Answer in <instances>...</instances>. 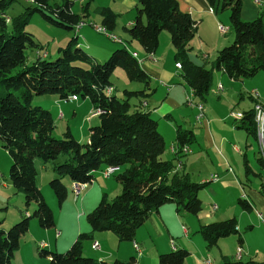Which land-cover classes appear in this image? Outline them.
I'll list each match as a JSON object with an SVG mask.
<instances>
[{"label": "trees", "instance_id": "trees-1", "mask_svg": "<svg viewBox=\"0 0 264 264\" xmlns=\"http://www.w3.org/2000/svg\"><path fill=\"white\" fill-rule=\"evenodd\" d=\"M13 1L0 0V139L11 157L10 182L23 193L25 204L34 202L35 207L32 213L26 210L21 213L7 229L0 227V264H11L21 237L29 229L31 217H36L42 227L54 225L53 210L36 183V158L46 166L51 161L56 176L48 183L59 205L68 194L62 176L67 175L73 183L80 185V182L91 181L95 169H103L109 164L118 168L123 166L115 175L121 190L111 199L103 193L98 203L87 212L86 220L91 230L78 232L64 251L38 248L39 254L48 258V264H137L133 256L107 261L85 255L84 241L92 238L94 230H110L121 240H132L136 229L166 202L175 203L177 211L197 214L203 206L198 192L207 181L192 180L187 172L175 170V159H179L183 148L194 140V131L179 125L175 133L176 153L171 158L162 157L164 135L151 110L143 107L149 94L146 89L150 74L125 45L115 47L105 60L99 61L79 45L75 34L65 45L58 47L54 59L36 55L31 63H27L25 48H42L35 42L33 34L25 30L31 16L39 13L47 24L71 30L86 18L90 0L84 2L81 14L72 10V0H62L58 4L49 0H27L31 4L12 19V29L9 30L5 9ZM137 2V15L126 28L130 37L143 51L152 53L159 45L161 31L166 30L175 50L174 61L180 63L182 77L200 101H204L209 92L214 69H222L233 79L264 71L262 13L254 19L242 20V0L221 2L222 9L230 10L229 22L234 37L230 44L218 49L210 67L189 57V42L197 32V22L190 13L180 9L177 0ZM206 2L215 13L218 12L216 6L220 0ZM94 12L101 18L100 26L111 33L116 14L107 6H97ZM116 66L122 67L130 80L143 82L144 88H125L122 97L108 91L109 88L114 90L110 76ZM43 93L56 94L61 99H69L68 96L74 93L77 98L90 99L92 108L98 111L99 121L89 126L86 142L79 141L70 127H66L59 137L52 134L55 122L51 110L32 102L36 94ZM132 97L137 98L135 103H131ZM240 116L236 126L256 138L254 105ZM258 159L264 164L262 156ZM245 171L250 172L248 166ZM259 191L264 196V179L260 181ZM238 203L242 209L251 208L242 196L238 197ZM197 231L202 234L206 246L211 247L220 237L238 233L239 229L236 218L230 216L201 224ZM237 240L238 245H242L240 233ZM188 254L186 248L176 247L160 253L158 264H184ZM222 262L264 264V260L229 255H223Z\"/></svg>", "mask_w": 264, "mask_h": 264}, {"label": "crops", "instance_id": "crops-1", "mask_svg": "<svg viewBox=\"0 0 264 264\" xmlns=\"http://www.w3.org/2000/svg\"><path fill=\"white\" fill-rule=\"evenodd\" d=\"M62 1V0H61ZM179 7L182 11L190 13L191 17L197 21V25L199 21H203L204 19H208L210 23H213V38L211 41L213 42V49L208 48L212 51H204L207 48V45L200 46L199 54L202 58V61H196L198 63L204 64L206 66H211L212 61L207 64L210 56H213V60L217 54V51L220 47L225 45V41L223 42L220 33L218 31L219 16L217 13L211 10V7L207 4L206 0H177ZM74 4V3H73ZM136 0H118L114 6H110V9L114 11H118L124 19V24L126 27L131 26L134 21V16L132 14V9L136 7ZM97 6H102L97 4ZM91 7V4H90ZM88 8V10L90 9ZM263 8V9H262ZM73 10V7H72ZM88 10L86 13H88ZM94 11V9H93ZM82 13V12H81ZM260 13H262V21L264 25V0H242L241 7V17L244 20H251L256 18ZM88 15V14H87ZM98 15V14H97ZM88 17V16H86ZM98 19L101 21L100 16L98 15ZM198 19V20H197ZM85 26L79 28L76 35L79 37L81 31L83 35H85ZM126 27L124 26L123 32L115 21V25L111 30L113 33H125ZM198 28V26H197ZM126 34V33H125ZM165 40H169V35L167 33H162ZM168 36V38H167ZM120 40V39H119ZM135 45H125L131 52L138 54L143 60L140 61V65L143 69H145L150 74L149 87L146 91H149V94L146 95L147 101L145 102V107L150 109L153 112L157 113L159 117H165L169 119L170 117H174L176 115L175 108L180 106V99L184 98V104L188 105L195 112V120L198 121V125L194 127L192 124H189L190 121L183 119L187 122V127L194 131V140L197 142L198 148L194 151L191 144L189 146L191 148L190 152L186 153L184 156V160L179 159L175 160L177 171H185L189 174L190 178H195V181H213V184L207 185V187H203L204 189L200 193L199 197L202 200V209L197 214L188 213L186 211H177L175 203L166 202L159 206V208L153 211L147 219L136 229L134 238L132 240H121L119 239L112 231L110 230H94L92 231V238L86 239L83 244V252L85 255L95 257L101 260L112 261L116 258L127 259L131 256L135 258L137 264H158V256L162 252L170 251L176 247H183L189 251L190 257H186L184 264H204L203 259L206 256H209V260L213 259V249L212 247L206 246V243L203 238H200L198 234L190 235V230L193 228V232H198V228L201 224L208 223L214 220L225 219L230 216H234L237 221V227L240 230L241 228L247 229V226L250 225L252 227V223H247V220L244 219V215L249 212H256L257 216L264 221V216L262 212L259 210L260 208L264 209V196L259 191V187H256L255 184L252 186H246V188L242 184V178H245L247 174L245 171V166H248L249 170L252 171L255 175L260 170H264V164L259 161L260 153L258 150V141L256 138L251 136L249 133L245 131V129L236 126V120L234 123L229 122L228 125L231 126L233 130L228 134V137L221 132L212 131L210 129L212 121L207 117V112L204 106V115L202 118L197 119V108L194 105H191L186 102L187 97L190 96L194 103L200 100H196L194 94H191V89L189 85L185 82L184 78L181 75L180 67L175 65V61L172 64L170 69L165 66L161 67L159 58L156 57V50L152 53H147L143 51L142 47L133 40ZM79 42V41H78ZM122 42V41H121ZM123 43V42H122ZM225 43V44H224ZM80 45V42H79ZM88 48H91L92 45L87 44ZM108 47V46H107ZM118 47L117 45H109L110 50ZM173 47V45H172ZM204 47V48H203ZM158 48V47H157ZM38 49V48H37ZM36 49V50H37ZM174 49V47H173ZM36 50L34 51V57H36ZM91 49H89L90 51ZM135 50V51H134ZM92 51V50H91ZM175 51V50H174ZM209 54V55H208ZM48 55V52H47ZM192 58V57H191ZM149 61V62H148ZM158 81V84L152 86V81ZM213 88H219L222 90V95H225L227 98H230V103H237V99L241 102V109L236 112L235 117L240 116L241 112L253 107V104L257 101L258 103H264V71H259L255 75L241 78V79H233L229 77L222 69H214L213 71ZM114 86V84H113ZM144 86H140L138 88L132 89H141ZM256 89L259 93L258 98H255L251 95V90ZM156 95L157 100L160 99V103L158 106L151 105L150 103V94ZM221 93V92H220ZM191 94V95H190ZM43 95V94H42ZM40 96H34L33 99H36L37 102L41 105H45L43 99ZM47 97V96H44ZM43 97V98H44ZM221 98V97H220ZM50 103L52 104L50 110L52 115L58 113V116L63 115V110L61 108L62 103H75L81 105H86V99L88 97H84L83 101L80 102L79 98L77 99H61L56 94H51L47 97ZM85 99V100H84ZM90 100V99H89ZM137 101V98L135 102ZM134 102V103H135ZM203 102V101H201ZM198 102L197 104L201 103ZM56 105H55V104ZM91 103V101H90ZM47 106V105H46ZM255 106V105H254ZM53 107H56V113H54ZM92 107V103H91ZM72 113L76 114L75 109H72ZM174 114V115H173ZM228 118V117H227ZM176 119V118H175ZM99 121V117L96 123ZM210 121V122H209ZM93 123H90V125ZM95 124V123H94ZM197 124V123H196ZM159 125V123H158ZM179 125H173V134L174 140L172 139L169 145V151L171 153V157L174 156V153L171 152V144L175 145V133L176 128ZM182 124L180 125V127ZM215 127V124H213ZM69 127V126H67ZM89 128V127H88ZM217 130V128L215 127ZM63 130V127L61 128ZM72 130V129H71ZM242 130V131H238ZM74 132L75 136L77 133ZM163 135L170 136L172 134L171 130L169 133L163 129L161 132ZM81 137H87L88 140L89 130L86 132V135L82 132ZM240 136L244 141V145L246 146V150L243 152L237 144L232 142L233 137ZM201 139H200V138ZM165 138V137H164ZM177 145H175V148ZM256 147V150L254 148ZM209 151H213V157L211 156ZM250 151V155L248 154ZM192 153V154H191ZM237 153V154H235ZM190 154V155H189ZM170 157V158H171ZM183 157V156H182ZM166 158V157H165ZM11 161V160H10ZM180 161V162H179ZM177 163L179 165L177 166ZM35 165L37 168V176L36 183L41 188L47 200H52L53 192H51V188L47 184V180L55 176L56 173L51 168L49 170L48 166L43 164L41 159L35 160ZM243 170H241L240 166ZM235 166V167H234ZM122 167L119 168L121 170ZM259 170V171H257ZM262 172V171H261ZM94 176L91 179L93 182L92 185L87 189L85 186L83 188L86 189L82 196L80 197V193L78 196L74 197L75 201H78L80 197V205L76 206L78 209V213H75V209L73 212L72 220H67L60 222L56 213H54V225L45 230H37L36 222L31 220L29 222L30 229L38 231L40 236H35L34 239H26L23 244H26L25 249L28 254L27 259L29 263L23 262L24 256L22 255V262L20 264H48V258L46 256H38V248L41 247L39 242L43 241L45 245L42 248L62 251L65 250L76 237V234L80 231H89L91 230L90 225L84 218L85 212L92 208V204L97 200V198L103 194L107 193L111 188L115 192H119L121 190L120 183L116 180L111 179V175L103 176L101 173V169H95L93 171ZM212 174H216L217 178L214 179ZM244 176V177H243ZM264 177V175H262ZM258 178V177H257ZM261 179V178H260ZM264 179V178H263ZM262 180V179H261ZM62 181L68 186L70 184L72 186L73 182L68 177L62 176ZM3 183V182H0ZM8 183H10L8 181ZM13 186V185H12ZM14 187V186H13ZM220 187H229L231 188L229 194L230 196L236 197L235 205H237L238 197L242 196L245 198L247 202L251 204V208L249 210H238V206L232 205V201L230 204H227L226 201L220 196ZM233 190V191H232ZM228 195V191H226ZM49 198V199H48ZM51 202V201H48ZM86 204V206H85ZM213 204L217 207L215 209L212 208ZM226 206H234L231 209H227ZM35 207V206H34ZM80 207V208H79ZM8 209V207H5ZM75 208V206H74ZM57 214L60 213V209L57 210ZM247 211V212H246ZM26 212H29L26 210ZM192 214V215H191ZM21 215V213H20ZM17 213L14 210H11L10 218L8 219L9 223L13 220L17 219ZM194 215V216H193ZM18 217V218H19ZM7 218V214L3 216V220ZM249 220V219H248ZM250 221V220H249ZM1 222V221H0ZM246 226V227H245ZM54 227V228H52ZM4 229V228H3ZM56 230L60 231L59 234H56ZM28 232V231H27ZM197 235V236H196ZM24 236V235H23ZM243 237V236H242ZM38 238L40 240H38ZM245 239H247L245 237ZM243 237L242 247L243 252L241 259H249L247 257L244 258V254H248L250 249V244L248 240L246 241ZM99 242L98 248H93L91 246L92 241ZM171 240L173 242L171 243ZM134 243H139L140 247L138 250L134 247ZM218 243V242H217ZM21 247V244H20ZM246 249V250H245ZM236 253V252H235ZM15 254V253H14ZM40 255V254H39ZM223 254L220 249V256L222 258ZM14 256V255H13ZM212 258H211V257ZM235 258V257H233ZM252 258V257H250ZM13 259V257H12ZM213 262V261H212ZM12 264V260H11ZM213 264V263H212Z\"/></svg>", "mask_w": 264, "mask_h": 264}, {"label": "rangeland", "instance_id": "rangeland-1", "mask_svg": "<svg viewBox=\"0 0 264 264\" xmlns=\"http://www.w3.org/2000/svg\"><path fill=\"white\" fill-rule=\"evenodd\" d=\"M49 1L52 4L53 3L58 4L61 2V0H49ZM72 1L74 3L72 5L73 11L77 14H81L82 6H84V2L85 1L87 2L88 0H72ZM117 1L118 0H90L91 7L89 5L90 9L88 10V13H87L88 17L80 20V21H85L87 23V26H85L86 27L85 28V35H83V33L81 31V33L78 37V41L80 42V45L83 48H85L90 54L95 56V58L99 61L105 60L108 57V55L110 54V52L113 50V49L110 50L109 45H117V46L135 45L133 43L134 42L133 39L130 37V35L127 31H125L126 34L122 33L123 28H124V26L126 27V25L124 24L125 21H124V19H122L121 15L118 11H114L111 9L116 14V20H117V23L119 24V27L121 28L122 32L119 31V33H116V32L113 33L112 31H110L111 32L110 35L112 37L120 39L123 43H121L120 41L119 42L115 41V40L107 37L103 33L97 32L92 27V26H96V25L100 26V24H101V21L98 19V15L93 11L95 6L97 4H100L102 6L110 7V6H114V4H116ZM221 2H222V0H220L218 5L216 6V8L218 9L217 14L219 16V22H220L219 26H224L225 28H227V30L224 33H221V31L219 29H218V31L220 33V37H221L222 41L223 42L225 41V43H226V44L225 43L224 44L228 45L233 40L234 32H233V30L230 26V22H229L230 10L229 9H222V7H221L222 3ZM136 3H137L136 7H134L132 9V14L134 17L137 15V10L139 8V3L137 2V0H136ZM30 4H31V2H29L27 0H15L9 5V7H7L5 9V13H6V16L8 18L7 26H8L9 30L12 29V19L14 17L20 15L24 11V8L29 6ZM241 19L244 20L242 17H241ZM212 24L213 23H210L208 21V19H206V20L204 19L201 22L199 21V23L197 25L198 26L197 32L189 42L190 49L188 50V54H189L190 58L192 57L191 59L193 61H195V60L196 61H199V60L202 61V58L200 57V54H199V49L201 48L200 46H202V45H207V48L204 51H208V53H209V51H212L210 53L211 54L213 53V50L208 49V48L213 49V42L211 41V38H213V26H212ZM126 28H128V27H126ZM25 30L31 32L34 36L35 42L42 45L41 49H37L38 47H33V46H27L25 48V52L27 55V63L29 64L33 61L34 51L36 49H37L36 55H38L40 57L45 56L48 59H54L58 55V51H57L58 47L65 45L67 43V41L77 33L75 31H77L78 29H76L75 26H74V29L69 30V29H63V28H58V27L49 25L42 19V17L40 16L39 13H34L31 16L29 23L25 26ZM162 33H167L166 35H169L166 30L161 31V33L159 35V45H158V48L156 49L155 54L157 55L156 57L159 58L161 67L165 66L166 68L170 69L172 67L173 62H174V53L175 52H174V49H173L172 44L170 42V36H169V40L168 39L165 40V37L162 36L163 35ZM167 38H168V36H167ZM87 44L92 45L91 48H88ZM89 49H91L92 51L91 50L89 51ZM47 52H48V55H47ZM139 58H141V57H139ZM208 59L209 60L207 61V64L210 61L213 62V56L212 55ZM196 63H198V62H196ZM16 69H14V70H16ZM110 79L112 80V82L114 84V90H112V91H114L113 93L119 97L124 96L123 89H125V88L126 89H132V88H138L139 85L145 86V84L141 81L130 80L128 78L125 70L120 66H116L114 68V70L110 76ZM212 83H213V73H212V79H211V86H210L208 94L206 95L205 100L203 102L197 101V103L198 102H201L202 104L204 103L205 109L207 112V117L210 120H214V121H212V123L215 124V127L217 128V130L215 129L213 124H211L210 129H212V131L214 130L216 132L217 131L221 132V133H223V135L225 134L228 137V134L233 131L231 129V126L228 125V123L229 122L234 123L235 119H240L242 116L241 115L239 118L235 117V113L237 111H239V109H241V107H240L241 102H239V100L237 99L236 100V101H238L237 103H235V102L230 103V100H231L230 98H227L225 95L219 96L223 93L222 90H219V88H221V87L219 86V88L214 89ZM156 84H158V81H155V79H153L152 86H155ZM263 86H264V84H263ZM51 94L52 93H45V94L43 93V95L42 94H36L35 96L42 95L40 98L43 99V101H44L43 103L45 104L42 106L50 109V107H52L51 106L52 104L50 103L49 99H47V97L50 96ZM44 96H47V97H44ZM149 97H150L151 105H156V106L159 105L160 99L157 100L156 95L153 94V92H151ZM75 99H77L76 96H75ZM79 100L81 102V101H83V98L79 97ZM86 100H88V101H86V105H81V106H79V104H75L73 102L72 103H62L61 104V108L63 110L62 116H58V113H56V107H53L54 113H56V116H55V114L53 115L55 126H54V129L52 131V134L54 136H56V137L61 136L62 132L66 129L67 126H69L70 130L72 129L73 131H75L77 133L76 135L78 136V138L76 136L75 137L79 141L86 142L87 137H81L80 134L83 132L86 135V132L88 131V127L90 126V123L94 124V123H96V121L98 119L97 113L91 107L90 100L89 99H86ZM135 100H136V97H132L131 103H134ZM196 100H200V99L197 98ZM32 102L34 104H39L36 99H33ZM184 102H185L184 98H181L180 99V106L175 108V111H176L175 114L176 115L173 114L174 117H170L169 119L162 117V116L159 117L157 115V113H155V112L152 113V111H151L152 115L158 120V123H159L158 129L161 132L163 129H165L168 133L170 130L172 132V134L170 136H167V134L164 135V137H165V150L162 153L163 158H165V157L170 158L171 157V153L169 151V145H170L172 139L174 140V134H173V130H172L173 125L176 126V125L182 124L181 127L186 128L188 123L185 122L183 119L190 121L189 124H192L194 127H196L199 123L198 121L195 120V112L196 111L195 110L191 111L192 109L190 107H188V105L184 104ZM186 102H187V100H186ZM255 103H258V102L256 101ZM255 103L253 105L256 106L257 104H255ZM255 106H254V108H255ZM143 107H145V102L143 103ZM72 109H75L76 114L72 113ZM51 110H52V108H51ZM255 113H256V110H255ZM62 127H63V130H61ZM238 131H242V130H238ZM73 134H74V132H73ZM231 139H232V142H234L235 144L240 146V148L243 152L246 150V146L244 145V141L242 140V138L240 136H238V137L235 136ZM256 140L258 141L257 143H258V150H260L259 151L260 156H262V158L264 159V156L262 155V147H263V151H264V139L261 135L258 136V134H257ZM190 144H191L192 148L194 149V151L198 148L196 141H192ZM254 150H256V147L254 148ZM209 152H210L211 156L213 157V151H209ZM235 154H237V153H235ZM248 154L249 155L251 154L250 151H248ZM184 155L185 154L181 155L182 160H184V157H185ZM36 159H39V158H36ZM10 160H11V157H10L8 151L4 147H2L1 139H0V182H3V183H0V221H1L0 227L4 228V229H7L19 217V216H17L16 220H13L12 222L9 223L8 219L10 218L11 210H14L17 213V215H20V213H23L25 210H28L29 213H32V210L34 209V206H35L34 202H30L29 205H26L25 201H24L23 193L16 190L12 186V183L10 182L9 177H8V169H9V166L11 163ZM46 164H47L48 168L50 167L49 170H51V161H48V163H46ZM178 165H179V163H177V166ZM240 168H241V170H243V165H242V167L240 166ZM121 170H119V168H117V170L111 175L112 176L111 179L116 180L115 175H116V173H118ZM257 171H259V170H257ZM262 175H264V170H260V172H257L256 175L252 171H250L248 174L245 175V178H242L243 186L245 188H246V186H249V185L253 186L256 182L255 186L259 187L261 179L264 178V177H262ZM52 177H54V176H52ZM52 177H50V178H52ZM65 178H68L67 175L65 176ZM49 179L47 180L48 185H49V183H48ZM194 179L195 178H192V180H194ZM8 181L10 183H8ZM93 182L92 181L87 182L86 185L88 184L87 185L88 187L86 185H83L79 191V193L80 192L81 193H80V195L78 193V195L81 197L83 192L86 190V189L83 190V188L86 186L88 189L92 185ZM209 184H213V181H209L205 185V187H207V185H209ZM49 188H51L50 185H49ZM67 188H68L67 197L65 198V200L63 201V203L61 205H59L58 200L56 198V195L54 194V191L52 189H51V192H53L52 200H47L45 197V194L43 193V191L40 188L45 200L47 201V203L49 204L50 207L52 206L54 213H56L60 222L72 220L71 217H73L74 209H75V213L77 214L78 209L76 208V206H81L80 205V197H79L78 201L74 200V197H76L78 195H75V193L72 189V186L70 184H68ZM203 189L204 188H201L199 190V192H198L199 195ZM230 190H231V188H229V187H227V188L226 187H220V189H219L220 194H221L220 196L226 201L227 204H230L232 201V205L238 206L239 211L242 210V208L240 207L241 205L238 202H237V205H235V201L237 200V198L236 197L234 198V196H232V197L230 196V194H229ZM226 191H228V195L226 194ZM116 193H118V192H115L110 188L108 190V192L105 193V195L108 199H111L112 197H114V195H116ZM101 196H102V194L91 205L92 208L98 203ZM48 201H51V202H48ZM74 206H75V208H74ZM85 206H86V204H85ZM234 206H226V208L231 209ZM5 207H8V209H6ZM58 209L61 210L60 213L62 212L60 215L57 214ZM259 210L262 212V214L264 216V209L259 207ZM87 212H85V214H84L85 220H86ZM4 214L5 215L7 214V218L5 220H3ZM244 219L247 220V223H252L253 225L251 228L249 226H247V229L241 228L238 232L244 237V239L246 237L247 239H245V240L246 241L248 240V242L250 244V249H249L248 254L243 253V256H244V258L245 257H247V258L252 257L255 260L263 261L264 260V221H261V219L257 216V213L253 212V211L246 213V215H244ZM31 220H34L33 222H36L35 224H37L36 225L38 228L37 230H45V229L49 228V227L48 228L42 227L39 224L38 219L36 217H31L30 221ZM52 228H54V227H52ZM194 233L198 234V236H200V238H203L202 234L199 231L193 232V228H191L190 235H192ZM238 233H230L228 235L222 236L219 238L218 243L216 245L211 246L213 249V259H211L210 264H212V263L213 264H223L222 258L220 256V249H221V252L223 254L229 255L230 257L241 258L242 254L239 257H236V255H235L236 254L235 253L236 247L238 246V243H239L237 240ZM34 235L40 236V233L38 231L36 232L35 230L30 229V227H29L28 232H26L24 234V236L21 237V242H20L21 247L19 246V248L15 251V254H14L13 259H12V264H20L22 262V255L24 256L23 262L25 263V261H26V263H29V260L27 259L28 254L26 253V249H25L26 244H23L22 242H24L26 239H34ZM38 240H40V239L38 238ZM62 251H64V250H62ZM188 255L190 257V254H188ZM188 255H187V257H188ZM38 256L40 257L41 255L38 254ZM31 263L34 264V262H31Z\"/></svg>", "mask_w": 264, "mask_h": 264}, {"label": "built area", "instance_id": "built-area-1", "mask_svg": "<svg viewBox=\"0 0 264 264\" xmlns=\"http://www.w3.org/2000/svg\"><path fill=\"white\" fill-rule=\"evenodd\" d=\"M84 25H87V23H86L85 21H82L81 23H77V24H75V28H76V29H79L80 27H82V26H84ZM92 27H93L97 32L103 33V34H105L107 37H109V38H111V39H113V40L119 42V39H117V38H115V37H112V36L110 35L111 33H109L108 31H106L105 28L100 27V26H98V25H96V26H92ZM218 28H219V30L221 31V33H224V32H226V30H227V28H225L224 26H218ZM134 54L137 56V58H138L139 61H142V60H143L142 58H139L138 55H137L136 53H134ZM175 65H176V66H181L179 62H176ZM251 91H255V92L258 94V96H259V93H258V91H257L256 89H252ZM191 94H192V93H191ZM191 94H190V95H191ZM68 98H69V99H75V94L73 93V94L69 95ZM187 102H188L189 104H191V105L196 106V108H197V110H198V111H197V114H196V118H197V119L202 118L203 115H204V106H203V104H197V103H194V101L191 100V97H190V96L187 97ZM255 104H257V113H255L256 131H257V134H258V136H259V130H260L261 122H262V120H263V118H264L263 115H262V106H263V104H262L261 102H259V103H255ZM100 111H103V109H100ZM235 114H236V113H235ZM171 146H172V144H171ZM189 148H190V146H189ZM190 150H191V148H190ZM262 154H263V156H264L263 147H262ZM117 168H118L117 166H115V165H110V164H109V165H106L103 169H101V171H102V173H103V176L105 177V176H109L110 174H112L113 172H115V171L117 170ZM212 177H214V179L217 178L216 174H212ZM86 183H87V182H80V186H81V185H86ZM216 207H217V206H216L215 204H213L212 208L215 209ZM59 232H60V231H56V234H59ZM172 242H173V240H171V243H172ZM39 245H40L41 247H43V246L45 245V243H44L43 241H41V242H39ZM91 246H92L93 248H98V247H99V242H98V240H97V241H92ZM134 247H135V248H141L140 245H139V243H138V245H136V246H134ZM242 252H243V247H242V245H238V246L236 247V257L241 256ZM203 263H204V264H210V263H211V261H209V256H206V257L203 259Z\"/></svg>", "mask_w": 264, "mask_h": 264}, {"label": "bare ground", "instance_id": "bare-ground-1", "mask_svg": "<svg viewBox=\"0 0 264 264\" xmlns=\"http://www.w3.org/2000/svg\"><path fill=\"white\" fill-rule=\"evenodd\" d=\"M82 22V21H81ZM80 22V23H81ZM100 27H102V26H100ZM104 28V27H103ZM105 30H107V29H105ZM119 41H121V40H119ZM135 55V54H134ZM135 57L137 58V56L135 55ZM138 59V58H137ZM177 67H180V66H177ZM108 91H112V88H109L108 89ZM251 92V95L253 96V97H255V98H258V94L255 92V91H250ZM146 100V99H145ZM199 104H202V103H199ZM95 110V109H94ZM255 110H256V113H257V105L255 106ZM96 113H98V111L96 112ZM262 115H263V117H264V107L262 106ZM264 118H263V120H262V122H261V126H260V130H259V135H261L262 137H263V139H264ZM182 148V147H181ZM177 147L175 148V145H172L171 146V152L172 153H176V151H177ZM183 154H186V153H188V152H190V148L188 149L187 148V146L186 147H184L183 148ZM263 155V154H262ZM180 162V161H179ZM102 172V171H101ZM83 185H78V184H76V183H73L72 184V189H73V191H74V193H75V195H78V193H79V191H80V188L82 187ZM137 245V243H134V246H136ZM137 250L139 249V248H136ZM236 255V254H235ZM210 261V260H209Z\"/></svg>", "mask_w": 264, "mask_h": 264}]
</instances>
